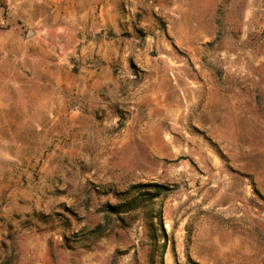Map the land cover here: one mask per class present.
Instances as JSON below:
<instances>
[{"label": "rangeland", "instance_id": "1", "mask_svg": "<svg viewBox=\"0 0 264 264\" xmlns=\"http://www.w3.org/2000/svg\"><path fill=\"white\" fill-rule=\"evenodd\" d=\"M0 264H264V0H0Z\"/></svg>", "mask_w": 264, "mask_h": 264}, {"label": "trees", "instance_id": "2", "mask_svg": "<svg viewBox=\"0 0 264 264\" xmlns=\"http://www.w3.org/2000/svg\"><path fill=\"white\" fill-rule=\"evenodd\" d=\"M152 187H155L157 188V192H160V190L162 189V186L160 185H152V184H140V185H137L136 186V189H138L140 191V196L143 195L142 191L146 188H152ZM142 190V191H141ZM156 194H159V193H156ZM156 197V196H155ZM140 201H139V200ZM152 200V198H133L131 200H126L124 201L123 203H121L119 206H115V207H112L114 210H116V213H128L132 210H134V208H138V205L141 204V203H144V202H148Z\"/></svg>", "mask_w": 264, "mask_h": 264}]
</instances>
